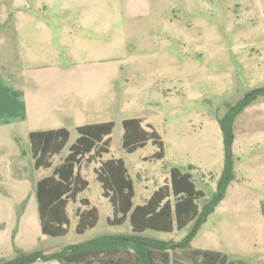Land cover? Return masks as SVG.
I'll list each match as a JSON object with an SVG mask.
<instances>
[{
	"label": "rangeland",
	"instance_id": "rangeland-1",
	"mask_svg": "<svg viewBox=\"0 0 264 264\" xmlns=\"http://www.w3.org/2000/svg\"><path fill=\"white\" fill-rule=\"evenodd\" d=\"M262 88L264 0H0V122L8 121L0 127V262L130 234L128 222L108 225L112 209L101 196L94 164L80 172L88 181L82 198L98 211L95 228L75 232L76 203L68 208L65 236L41 234L34 186L51 170L33 168L25 128H66L64 156L75 127L113 122L105 159L125 163L134 182L133 205L169 184L170 170L177 168L204 192L201 211L223 170L217 119L227 104ZM25 106L28 118L19 123ZM132 118L159 135L161 160L150 158L157 151L150 142L123 152L122 121ZM233 134L232 169L241 184L234 180L228 187L190 245L218 250L233 264H264L263 95L235 119ZM192 225L145 236L179 243Z\"/></svg>",
	"mask_w": 264,
	"mask_h": 264
},
{
	"label": "trees",
	"instance_id": "trees-1",
	"mask_svg": "<svg viewBox=\"0 0 264 264\" xmlns=\"http://www.w3.org/2000/svg\"><path fill=\"white\" fill-rule=\"evenodd\" d=\"M264 88L252 91L234 105L227 104L224 114L217 119L224 151L223 170L209 200L198 209V202L205 199L204 192L196 187L192 175L177 168L170 170V182L158 187L140 205H133L134 183L122 159L102 158L110 152V135L113 122L86 124L76 127L77 137L63 151L69 140L65 128L29 133V152L35 170H50V175L39 179L34 186L37 215L43 236L63 237L68 232L70 218L68 206L79 203L74 211L75 232L83 235L95 228L98 211L80 196L87 190L88 181L79 172L80 166L99 163L94 169L102 196L111 205L110 226H120L129 221L130 234L101 235L76 245L67 246L50 255L39 251L19 253L17 257L0 264H32L36 261H55L59 264H233L217 251L191 249L190 242L217 205L224 199L229 185L235 180L232 169L233 123L241 112ZM121 148L132 154L149 142L157 148L150 157L163 158V142L150 125H143L138 118L122 121ZM54 157L59 162L53 166ZM193 169V167H189ZM264 214V200L262 202ZM193 224L190 233L182 240L164 241L145 236L146 230L172 233ZM237 264H244L238 262Z\"/></svg>",
	"mask_w": 264,
	"mask_h": 264
},
{
	"label": "crops",
	"instance_id": "crops-1",
	"mask_svg": "<svg viewBox=\"0 0 264 264\" xmlns=\"http://www.w3.org/2000/svg\"><path fill=\"white\" fill-rule=\"evenodd\" d=\"M8 77H10V79H12V75L11 74H9L8 75ZM28 109H27V106H25V109H24V112H23V114L21 115L22 116V118H20L19 120H18V122L20 123V122H23L24 120H26L27 118H28V114H27V111ZM43 113H44V111H42ZM20 116V117H21ZM6 122H8V121H6ZM6 122H0V127H1V125H3V124H6ZM13 123V122H12ZM36 123V122H35ZM34 123V124H35ZM104 123V122H103ZM37 124V123H36ZM98 124V123H97ZM86 125V124H85ZM143 125H148V124H145V123H143ZM36 127H38V128H25V130H24V133H25V135H26V137L28 138V135H29V133H31V132H34V131H46V130H57V129H61V128H64V127H62V126H59V124H53L52 126H36ZM79 127V126H78ZM66 129V128H65ZM67 130V129H66ZM75 130H76V127H75ZM69 132V131H68ZM77 137V136H76ZM69 138H70V133H69ZM76 139V138H75ZM75 139H74V141H75ZM69 141V140H68ZM73 141V142H74ZM28 144H29V141H28ZM65 151V150H64ZM63 151V152H64ZM67 154V153H66ZM65 154V155H66ZM106 156V155H105ZM105 156L102 158V160L103 161H105V160H108V159H105ZM151 157V156H150ZM109 159H111V158H109ZM114 159V158H113ZM146 160V159H145ZM153 160V159H152ZM33 164V163H32ZM96 165V167L94 168V169H96L97 167H98V165H99V163L97 162V163H92V164H89V165ZM125 164V163H124ZM53 166H55L54 164H53ZM83 166H88V165H82V166H80V167H83ZM94 169H93V173H94ZM51 170V169H50ZM50 170H44V171H50ZM79 172H80V169H79ZM51 173V172H50ZM50 173L48 174V175H50ZM48 175H46V176H48ZM80 175L82 176V173L80 172ZM94 175H95V173H94ZM129 175V174H128ZM46 176H44V177H46ZM41 178H43V177H41ZM40 178V179H41ZM39 180V179H38ZM37 180V181H38ZM86 180V179H85ZM95 180H96V178H95ZM36 181V182H37ZM237 183L236 184H241L239 181H237V180H235ZM235 181H233V182H235ZM233 182L229 185V188H230V186H232V184H233ZM134 183V182H133ZM100 185V184H99ZM101 187V186H100ZM88 189V188H87ZM102 190V189H101ZM154 192V191H153ZM227 192V191H226ZM85 193V192H84ZM83 193V194H84ZM82 194V195H83ZM82 195L80 196V198H82ZM134 195H135V190H134ZM101 196H102V192H101ZM151 196V195H150ZM149 196V197H150ZM103 197V196H102ZM225 197H226V194H225ZM225 197H224V199H225ZM104 198V197H103ZM134 198V197H133ZM36 199V198H35ZM82 199H84V198H82ZM104 199H106V198H104ZM148 199V198H147ZM146 199V200H147ZM86 200V199H85ZM107 200V199H106ZM145 200V201H146ZM108 201V200H107ZM144 201V202H145ZM89 202V201H88ZM132 202H133V199H132ZM144 202H142L141 204H143ZM223 202V201H222ZM220 204H221V202H220ZM219 204V205H220ZM37 205V204H36ZM71 205V204H70ZM69 205V206H70ZM137 205H140V204H137ZM69 206H68V208H69ZM79 208L80 209H84V207H82L80 204H79ZM111 206V205H110ZM134 206H136V205H134ZM92 206H91V204H90V202H89V207L88 208H91ZM78 208V207H77ZM68 214H69V212H68ZM210 217V216H209ZM209 217L207 218V220H206V222H205V224L207 223V221L209 220ZM75 218V217H74ZM75 220H76V218H75ZM126 222H128V224H129V221H126ZM125 222V223H126ZM124 223V224H125ZM124 224H122V225H120V226H123ZM109 225V224H108ZM40 226V225H39ZM115 227H117V226H115ZM129 228H130V225H129ZM147 231H150V230H146L143 234L145 235V233H147ZM151 232H154V231H151ZM130 233H131V230H130ZM158 233H161V232H158ZM214 251H218V250H214ZM232 256H234L235 255V253H233V252H231L230 253ZM239 255V254H238Z\"/></svg>",
	"mask_w": 264,
	"mask_h": 264
}]
</instances>
